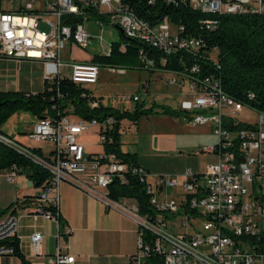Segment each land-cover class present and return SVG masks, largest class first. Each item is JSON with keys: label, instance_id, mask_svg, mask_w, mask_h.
<instances>
[{"label": "built area", "instance_id": "1", "mask_svg": "<svg viewBox=\"0 0 264 264\" xmlns=\"http://www.w3.org/2000/svg\"><path fill=\"white\" fill-rule=\"evenodd\" d=\"M145 1L149 5L175 2ZM186 2L190 8L208 16L199 21L206 30H214L221 16H264V0ZM7 3H17L18 7L0 10V58L51 64L56 74L46 81L58 78L59 71L66 69L69 72L66 77L73 84L81 87L95 84L98 66L61 61V50L66 43L72 42L80 50H86L91 42L82 24L70 28L61 24V17L80 14V5L98 7L109 12V26L158 55L154 59L147 56L145 49H139L137 56L145 68L166 71L168 85L186 86L187 99L181 101L178 110L187 115L185 121L190 127L208 125L214 137V143L198 149L199 153L214 158L212 165L202 172L186 170L173 177L149 173L122 162L112 153L85 154L78 137L88 128H94L101 146L105 132L111 127V118L98 123L71 120L70 116L57 119L41 116L36 119L29 138L36 143L51 144L46 156L0 136V142L47 173L36 201L57 206L58 187L68 183L105 209L131 221L136 227L135 250L118 264H264V100L254 99L251 92L239 101L227 96L219 80L210 74L202 75L196 64L181 72L159 69V65L176 53L195 56L216 66L215 48L204 50L203 40L188 35L167 16L155 24H144L123 9L119 0H9ZM37 4L41 6L35 8ZM179 63L184 66L182 60ZM136 100L137 95L125 98V101ZM242 110L254 113L255 122L236 121L234 116ZM3 173L8 183L14 181V167ZM125 174L135 176L142 185L149 211L140 213L134 201L107 196L106 187L111 180L117 178L123 182ZM20 215L8 212L0 219V258L12 255V249L1 242L15 236ZM40 216L59 228L57 220L48 214ZM67 233L66 228L58 231L57 238ZM41 239L38 234L29 237L35 254ZM46 264L79 263L58 248Z\"/></svg>", "mask_w": 264, "mask_h": 264}, {"label": "trees", "instance_id": "2", "mask_svg": "<svg viewBox=\"0 0 264 264\" xmlns=\"http://www.w3.org/2000/svg\"><path fill=\"white\" fill-rule=\"evenodd\" d=\"M119 3L123 9L130 11L139 21L148 24H155L167 16L171 23L181 26L188 35L203 40L204 50L215 48L213 58L218 68L209 61H200L195 56L176 53L169 56L164 65H159V69L181 72L186 67L196 64L200 67L202 75L210 74L219 80L221 90L227 96L239 101L244 98L245 93L251 92L254 94V99L264 100V16H221L218 17V23L214 30H206L199 24V21L208 16L190 8L186 0H175L172 4L159 2L153 5H149L145 0H119ZM79 11L78 15H63L61 24L68 25L70 28L86 21L108 25L109 12L105 10L80 5ZM120 37L121 40L118 43L111 44L108 57L95 56L87 63L96 66L132 65L136 61L139 68L153 71L154 69L145 68L143 63L137 61L139 60L137 52L143 48L147 51V56L151 55L156 59L158 55L146 50L138 41L125 38L122 33ZM69 44L81 52L85 51L77 48L72 42ZM69 58L73 60L71 54ZM179 60H182L184 66L179 63ZM132 102H139L138 96L137 100ZM92 104L95 105L92 106ZM256 106L258 107V105ZM155 107H157L155 103L147 108H144L142 103L136 104L131 110L104 107L99 98L90 96L83 87L73 84L66 76L55 77L44 82L42 90L36 94L1 92L0 127L11 115L18 112L29 113L37 118L45 115L53 119L70 116L83 121L95 120L98 123L111 118V127L105 132V140L101 143L102 152L112 153L124 163L139 166L135 163L134 154L121 153L119 150L120 122L128 120L135 125L140 118L151 115ZM158 108L164 115L180 116L184 120L187 117L180 110H170L165 106H158ZM30 150L32 153H38L37 150ZM11 167L15 168L16 176L24 175L37 191L32 195L17 199L0 212V215L6 211L11 212L12 215L40 216V214H48L57 220L59 231H62L64 223L59 218L57 207L53 204L36 201L37 195H39L38 189L47 180V173L31 164L10 146L0 142V173L6 172ZM124 177L123 182L117 178L111 180L106 187L107 196L114 200L130 199L135 202L140 213L149 211L147 196L142 185L135 176L125 174ZM1 244L12 249L11 257L16 258L20 264H29L18 249L16 236L2 241Z\"/></svg>", "mask_w": 264, "mask_h": 264}, {"label": "crops", "instance_id": "3", "mask_svg": "<svg viewBox=\"0 0 264 264\" xmlns=\"http://www.w3.org/2000/svg\"><path fill=\"white\" fill-rule=\"evenodd\" d=\"M40 6V4H37L35 8H39ZM0 10L6 11V9L1 7V4ZM91 23L87 25V31L82 24V28L91 41L88 46L89 51L81 52L71 47L69 43H66L64 46L66 48V59L64 62L89 64L87 62L92 57H108L111 44H116L121 40V33L115 27L100 25L94 21H91ZM70 54L73 56V60L69 58ZM113 70V68H108L107 71L113 73ZM116 70V74H124L122 68ZM66 71V69H61L58 76L63 77ZM55 74V69L51 64L28 60L15 62L0 58V93L23 92L26 94H36L42 90L47 77H54ZM143 87L146 88L147 85L145 84ZM180 89L175 85V90L171 95H177L178 98L181 96L182 98ZM101 104H103L102 101ZM167 105L164 104V106ZM36 119L37 117L29 113H15L0 127L1 136L12 140L19 146L37 150V154L40 156H46L51 149L47 153H43L45 142L36 143L29 138ZM174 120L170 117H164L161 122L167 126L168 133H171L173 130L170 126H175L176 121ZM181 120L183 125L185 122L189 126L183 118ZM122 122H120L119 130L120 152L134 154L137 165L149 173L162 175L161 168L164 167H162L158 159L161 157L160 155H163L167 151L174 152L175 149L174 145L169 146L163 143V138L167 134L159 133L158 135H151V140L148 144V155H139L140 152H137L136 144L140 143L141 136L135 130V133L130 134L133 136L134 142L131 146H128L127 142H125L126 138L123 134L125 126L122 125ZM186 125L184 126L186 127ZM195 128L197 136H204V129L200 131V127L197 126ZM0 177L6 181L3 172L0 173ZM9 184H12L10 195L6 191L0 193V212L4 211L5 208L17 199L32 195L37 191L24 175L16 176L14 181ZM56 207L59 218L64 223L63 230L64 228L68 230L67 235L59 236V238H57L58 225L44 220L41 216L20 215L16 220L15 236L18 241V249L29 264H46L58 248L74 257L79 264L123 263L133 254L136 242V227L124 216L105 209L94 199L68 183H61L59 185ZM8 212H4L3 216L0 215V219ZM32 234H38L42 237L37 254L33 252L29 241V237ZM0 264L20 263L14 257H1Z\"/></svg>", "mask_w": 264, "mask_h": 264}, {"label": "rangeland", "instance_id": "4", "mask_svg": "<svg viewBox=\"0 0 264 264\" xmlns=\"http://www.w3.org/2000/svg\"><path fill=\"white\" fill-rule=\"evenodd\" d=\"M7 2H9V0H0L3 9H6V11L17 9V3L11 4ZM88 24H92L91 21L83 23L85 30L88 29ZM65 51L66 48L62 49L60 54V59L63 62L66 59ZM85 51L88 52L89 48ZM137 61L140 62L139 60ZM108 68H113V73H109L107 71ZM118 68L124 70L123 75L116 74V69ZM67 75H69L68 71L64 73V76ZM168 77L169 74L166 71H149L139 68L136 61H134L132 65H103L98 68L96 84L83 85V88L90 96L99 98L104 107L111 109L131 110L136 104L139 105L141 103L144 108H147L152 103H155L157 107L153 109V113L147 117L140 118L135 125L131 121L123 120L122 125L125 126L123 134L125 135V142H127V145L131 146L134 142V138L130 134L135 133L136 130L138 131L137 134L141 136L140 143L136 144L138 149L137 152H140L139 155H148V144L151 140L150 136L153 134L158 135L159 133H166L167 135L164 136L163 143L169 146L174 145L175 149L174 152L167 151L163 155H160L161 157L158 161L162 164V167H164L161 168V172L173 177L182 175L186 170H191L194 173L202 172L207 166L212 165L214 162V158L211 155L198 152L200 147H206L214 143L211 128L208 125L198 126L200 127V131L204 129V136H197L195 132L196 128L187 126L184 122V125H186L185 127L180 116H169L160 113L158 106L168 104L165 107L170 110L178 111V106L181 101L187 99L186 86L180 89L182 98L181 96L178 98L177 95H171L175 90V85H168L166 83ZM145 84L147 85L146 88L143 87ZM132 95H137L139 102L134 103L132 101H125L127 96ZM178 100L180 101L178 102ZM164 117H170L176 121L174 127L170 126L171 129L173 128L171 133H168V129H166L167 126L161 123ZM234 119L241 124H252L255 122L256 116L250 111L242 110L241 113L234 116ZM71 120L77 119L71 118ZM96 132V129L88 128L83 132L81 137L77 139L78 143L83 147L84 153H102V147L99 145V138L96 136ZM174 135L175 137H173ZM50 149L51 144L45 142L43 153H47ZM5 191L10 195L12 184L7 183L4 178L0 177V193H4Z\"/></svg>", "mask_w": 264, "mask_h": 264}, {"label": "bare ground", "instance_id": "5", "mask_svg": "<svg viewBox=\"0 0 264 264\" xmlns=\"http://www.w3.org/2000/svg\"><path fill=\"white\" fill-rule=\"evenodd\" d=\"M137 20H138V18H137ZM138 21H139V20H138ZM142 22H143V21H142ZM144 24H148V23H145V22H144ZM114 180H115V179H114Z\"/></svg>", "mask_w": 264, "mask_h": 264}, {"label": "water", "instance_id": "6", "mask_svg": "<svg viewBox=\"0 0 264 264\" xmlns=\"http://www.w3.org/2000/svg\"><path fill=\"white\" fill-rule=\"evenodd\" d=\"M119 32H121L118 28H116ZM116 264H118V263H116Z\"/></svg>", "mask_w": 264, "mask_h": 264}]
</instances>
